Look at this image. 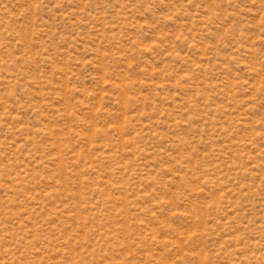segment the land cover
I'll return each instance as SVG.
<instances>
[{
  "label": "rangeland",
  "instance_id": "1",
  "mask_svg": "<svg viewBox=\"0 0 264 264\" xmlns=\"http://www.w3.org/2000/svg\"><path fill=\"white\" fill-rule=\"evenodd\" d=\"M0 264H264V0H0Z\"/></svg>",
  "mask_w": 264,
  "mask_h": 264
}]
</instances>
